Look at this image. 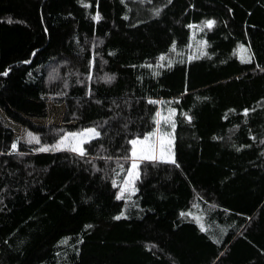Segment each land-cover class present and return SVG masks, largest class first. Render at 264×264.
I'll list each match as a JSON object with an SVG mask.
<instances>
[{"label": "trees", "instance_id": "obj_1", "mask_svg": "<svg viewBox=\"0 0 264 264\" xmlns=\"http://www.w3.org/2000/svg\"><path fill=\"white\" fill-rule=\"evenodd\" d=\"M261 68L264 0H0L7 117L52 142L162 99L179 164L172 189L141 177L133 193L57 153L0 169V264H264ZM49 95L98 100L72 124L26 117ZM16 139L0 122V146Z\"/></svg>", "mask_w": 264, "mask_h": 264}, {"label": "rangeland", "instance_id": "obj_2", "mask_svg": "<svg viewBox=\"0 0 264 264\" xmlns=\"http://www.w3.org/2000/svg\"><path fill=\"white\" fill-rule=\"evenodd\" d=\"M243 51L244 47L241 48L240 46L238 49L240 58L244 57V55L242 56ZM83 100L84 99L71 98L65 95H49L46 102L40 103L44 109L43 115L38 116L26 114V117L39 125H64L67 123H76L85 117L84 113H80L82 108L85 109L86 105L90 103V100H92V102H97L96 100L98 99H91L90 96H87V102H83ZM118 101L119 100L114 99V101L110 102L112 104L100 103L105 106V109L111 110L120 105ZM149 101H156V103H150ZM133 103L138 108H141L142 114H132L130 109H128L129 106H127L129 116H126V119L122 122L115 124L114 127H109L107 130H101L103 127L100 126L92 127L96 128L101 135L83 145L86 149V155L84 156L72 152L67 148L59 151H36L35 149L44 144H55L63 134L58 136L54 141L52 140V142H48V140L44 139L45 136L32 132L27 127L14 122L0 109V122L11 127L14 131V136L17 138L14 141L10 140L8 142L9 144L3 143L0 146V169H5L9 167L10 164L12 166L14 165V167L23 165L25 168H33V166L37 165L41 166L49 161L52 154L57 153L60 157L67 159V161L72 164L87 166L86 171L91 169L98 172L100 169H104L106 175L112 180L115 179L116 183L121 180V190L122 180L127 175V169L131 166L130 149L132 148V145L129 143L131 139H143L144 135L148 132H153L157 128H160L161 131L171 134L172 158L175 159L174 129L171 127V122L175 123L174 116L176 111L174 114H171L170 121L165 123V119L169 117V110L171 108L165 107L162 99H146V104H144V106H142L141 101L139 102L138 100H135ZM157 112L160 113L159 117L156 116ZM157 119L160 121L159 124L156 123ZM29 132L39 137V144L35 141H32L31 143L28 142L29 137L27 136V133ZM13 142L17 143L16 150H13L11 147ZM121 166H123L124 171H121ZM137 167L140 173L139 179L145 177L149 181H159L163 188L172 189L177 167L175 164H172L170 161L142 160L137 162ZM115 168H117L116 174ZM118 174H121V177H118ZM139 179L135 181V188ZM124 192L133 193L130 190Z\"/></svg>", "mask_w": 264, "mask_h": 264}, {"label": "snow or ice", "instance_id": "obj_3", "mask_svg": "<svg viewBox=\"0 0 264 264\" xmlns=\"http://www.w3.org/2000/svg\"><path fill=\"white\" fill-rule=\"evenodd\" d=\"M87 6V5H86ZM158 14V11H157ZM95 20L100 19L99 12L96 13V15L93 17ZM216 23L215 20L208 19L205 21L206 26L211 29L212 26ZM188 27H195L193 25H189ZM47 31V30H45ZM202 43L206 44V41H202ZM241 48H243V45H241ZM35 54V53H33ZM251 57H249L250 60ZM161 60L164 59V56L162 55L160 57ZM243 59V58H242ZM28 61H25L27 63ZM257 68H260L259 65H257ZM261 71H264V68L260 69ZM0 75H8V71L6 70L3 73H0ZM107 79H111V77H108ZM150 103H156V101H149ZM249 109H244V115H247L249 113ZM254 111V109L252 110ZM175 113V109L169 110V117L165 119V123H168L170 121L171 114ZM156 116L159 117L160 113L157 112ZM189 120H191V117H188ZM157 124L160 123L159 119L156 121ZM171 127L175 128V123L171 122ZM101 133L97 131L96 128H86L81 130L80 132H67L60 136V138L56 141L55 144L48 145L44 144L41 147L35 149L36 151H59L64 150L67 148L68 150L72 152H76L81 156L86 155V149L83 147L85 143H89L92 139L99 137ZM27 136L29 137V143L32 141H35L37 144L40 143L39 137L35 136L33 133L29 132L27 133ZM170 133H165L160 130V128H157L153 132H148L146 135H144L143 139L134 138L129 141V143L132 145V148L130 149L131 152V166L127 169V175L122 180L121 185V193H123L126 190H130L132 192L136 191L135 188V181L139 179L140 173L138 171L137 162L142 160H161V161H170L172 164H175L177 167H179V164H177L176 160L172 158V139L170 138ZM12 149H17V143L13 142ZM239 150V149H238ZM121 171H124L123 166H121ZM113 186H116V180H112ZM121 195L117 196V199H120ZM121 216H123V212L119 215L114 217L115 219H120ZM202 230L203 227H202Z\"/></svg>", "mask_w": 264, "mask_h": 264}]
</instances>
